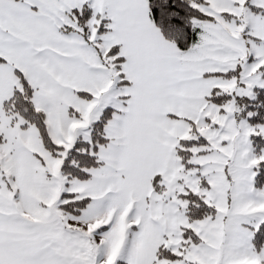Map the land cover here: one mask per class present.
<instances>
[{
    "label": "snow or ice",
    "instance_id": "snow-or-ice-1",
    "mask_svg": "<svg viewBox=\"0 0 264 264\" xmlns=\"http://www.w3.org/2000/svg\"><path fill=\"white\" fill-rule=\"evenodd\" d=\"M0 264H264V0H0Z\"/></svg>",
    "mask_w": 264,
    "mask_h": 264
}]
</instances>
